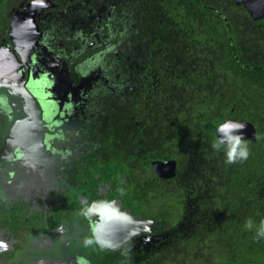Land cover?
Wrapping results in <instances>:
<instances>
[{
  "label": "flooded vegetation",
  "instance_id": "1",
  "mask_svg": "<svg viewBox=\"0 0 264 264\" xmlns=\"http://www.w3.org/2000/svg\"><path fill=\"white\" fill-rule=\"evenodd\" d=\"M23 1L0 28L8 68L0 73V264H136L162 237L158 227L110 249L93 239L98 216L82 213L100 200L133 213V182L163 161L149 160L148 172L138 167L146 156L137 165L108 141L111 112L135 101L144 75L143 3L43 0L27 10L32 0ZM15 11L28 12L38 31L19 50ZM22 83L39 95L50 84L53 97L26 99Z\"/></svg>",
  "mask_w": 264,
  "mask_h": 264
},
{
  "label": "trees",
  "instance_id": "2",
  "mask_svg": "<svg viewBox=\"0 0 264 264\" xmlns=\"http://www.w3.org/2000/svg\"><path fill=\"white\" fill-rule=\"evenodd\" d=\"M22 1L0 0V28ZM138 3L145 71L135 101L111 112L108 141L137 165L146 156L148 172L149 160L176 166L133 182L131 210L162 236L136 264H264V18L233 0ZM227 119L254 127L242 162L212 147Z\"/></svg>",
  "mask_w": 264,
  "mask_h": 264
},
{
  "label": "water",
  "instance_id": "3",
  "mask_svg": "<svg viewBox=\"0 0 264 264\" xmlns=\"http://www.w3.org/2000/svg\"><path fill=\"white\" fill-rule=\"evenodd\" d=\"M233 2L237 6H243L247 14L253 20L264 18V0H233ZM43 6H47L45 1L32 0L26 9L36 10ZM9 27L11 38L15 42V45L13 43L12 44L16 50H19L23 43L26 44L29 38L38 37V31L34 24L33 17L28 12H13L10 18ZM31 42H33V40ZM1 56L2 50H0V73L2 70L6 71L8 69L5 65V57ZM10 72L11 71L9 69L7 75H9ZM15 72H17V70L13 69L12 73L15 74ZM45 86L46 87L39 88L40 92L42 93L41 95L33 94L32 92L28 91L24 83H22L19 87L21 89L22 95L26 99H38V96L53 97L51 85L45 84ZM239 122L244 123L245 127L242 130H239L237 134L242 133L243 140L253 141L255 139V130L252 124L246 121ZM216 127L214 128L215 137ZM175 166L174 160L153 161L150 164L154 174L157 177L163 179H170L174 176ZM96 202L97 203H92L91 206L93 208V214L98 216V220L92 223L91 233L94 241L102 243L107 248L113 249L115 246L129 241L135 236H139L141 234H150L158 227V222L156 220L141 219L136 214H133L130 209L122 210L120 208V201H114L107 204L103 203L101 200ZM91 215L92 214H90V216Z\"/></svg>",
  "mask_w": 264,
  "mask_h": 264
},
{
  "label": "clouds",
  "instance_id": "4",
  "mask_svg": "<svg viewBox=\"0 0 264 264\" xmlns=\"http://www.w3.org/2000/svg\"><path fill=\"white\" fill-rule=\"evenodd\" d=\"M245 127L244 123L236 120H225L222 123L218 124L216 127V138L212 147L216 150L221 148L224 149L226 162L234 163L236 161H244L249 156V150L247 142L242 139V133L237 134L239 130H242ZM219 134V135H217ZM97 203V202H93ZM110 203V202H103ZM83 215L93 214L92 206H88L84 209ZM246 227L251 229L253 227V222L249 219L246 222ZM264 237V222H261L260 226L257 228L255 239ZM93 240L85 239L84 244H92Z\"/></svg>",
  "mask_w": 264,
  "mask_h": 264
},
{
  "label": "rangeland",
  "instance_id": "5",
  "mask_svg": "<svg viewBox=\"0 0 264 264\" xmlns=\"http://www.w3.org/2000/svg\"><path fill=\"white\" fill-rule=\"evenodd\" d=\"M16 0H11V2L10 3H14Z\"/></svg>",
  "mask_w": 264,
  "mask_h": 264
}]
</instances>
